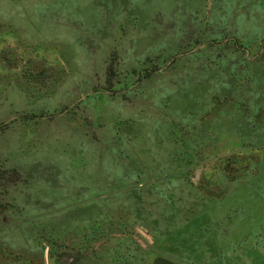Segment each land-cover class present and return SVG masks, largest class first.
<instances>
[{"label":"rangeland","instance_id":"374dc122","mask_svg":"<svg viewBox=\"0 0 264 264\" xmlns=\"http://www.w3.org/2000/svg\"><path fill=\"white\" fill-rule=\"evenodd\" d=\"M264 264V0H0V264Z\"/></svg>","mask_w":264,"mask_h":264},{"label":"water","instance_id":"95a60500","mask_svg":"<svg viewBox=\"0 0 264 264\" xmlns=\"http://www.w3.org/2000/svg\"><path fill=\"white\" fill-rule=\"evenodd\" d=\"M49 264H53L51 260L49 261Z\"/></svg>","mask_w":264,"mask_h":264}]
</instances>
